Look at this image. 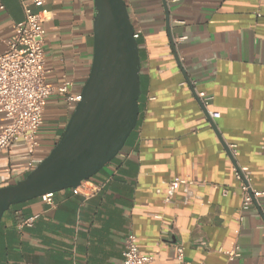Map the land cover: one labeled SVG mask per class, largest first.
<instances>
[{
    "label": "crops",
    "instance_id": "1",
    "mask_svg": "<svg viewBox=\"0 0 264 264\" xmlns=\"http://www.w3.org/2000/svg\"><path fill=\"white\" fill-rule=\"evenodd\" d=\"M123 1L140 32L136 127L89 180L100 186L92 196L65 190L51 206L38 198L3 215L0 264H122L129 234L148 264H178V247L191 264H264V197L244 206L232 172L248 168L264 190V0ZM31 2L0 0V54ZM33 11L43 20L45 83L70 86L49 97L38 148L18 138L1 151L0 188L54 147L74 107L66 98L80 95L92 61L91 0H44ZM234 246L239 257L229 260Z\"/></svg>",
    "mask_w": 264,
    "mask_h": 264
},
{
    "label": "water",
    "instance_id": "2",
    "mask_svg": "<svg viewBox=\"0 0 264 264\" xmlns=\"http://www.w3.org/2000/svg\"><path fill=\"white\" fill-rule=\"evenodd\" d=\"M91 1L92 61L80 100L48 155L25 178L0 188V223L14 206L92 179L136 127L140 57L127 7L123 0Z\"/></svg>",
    "mask_w": 264,
    "mask_h": 264
},
{
    "label": "built area",
    "instance_id": "3",
    "mask_svg": "<svg viewBox=\"0 0 264 264\" xmlns=\"http://www.w3.org/2000/svg\"><path fill=\"white\" fill-rule=\"evenodd\" d=\"M44 0H32L30 5H23L24 20L14 27L12 38L7 42L5 51L0 54V115L4 126L0 133V153L9 147L16 139L21 138L31 150L39 146L38 135L43 125V113L47 100L54 93L67 94L70 84L64 83L57 90H53L45 83L44 78V49H43V20L33 9L41 8ZM0 9L3 7L0 5ZM140 32L134 30L133 37L137 40ZM201 104L206 107L211 101L205 93L197 94ZM79 96H68V104H76ZM213 120L219 118L218 113H211ZM230 150L235 154V147ZM36 166L30 161L27 164L28 173ZM235 180L241 183L242 204L251 205L254 201L264 197V190L258 191L251 185L248 168L234 167L232 169ZM85 184H89L85 186ZM84 197H90L100 189L99 185L82 183ZM52 194L44 195L40 199L47 205H52ZM36 216L21 220L16 229L18 233L24 228H31ZM229 260L239 257V249L224 253ZM178 264H191L184 260L183 249H176ZM122 264H148L151 259L140 255L137 240L133 234L127 235L122 252Z\"/></svg>",
    "mask_w": 264,
    "mask_h": 264
},
{
    "label": "rangeland",
    "instance_id": "4",
    "mask_svg": "<svg viewBox=\"0 0 264 264\" xmlns=\"http://www.w3.org/2000/svg\"><path fill=\"white\" fill-rule=\"evenodd\" d=\"M49 101H50V99L47 100L46 104H47ZM46 104H45V106H46ZM74 106H75V105H74ZM73 109H74V107H73ZM43 122H44V113H43ZM38 141H39V140H38Z\"/></svg>",
    "mask_w": 264,
    "mask_h": 264
}]
</instances>
